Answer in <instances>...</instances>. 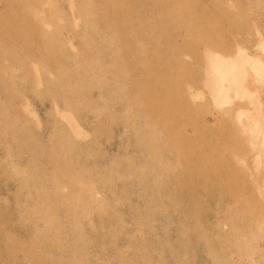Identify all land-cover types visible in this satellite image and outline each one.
<instances>
[{
  "label": "rangeland",
  "instance_id": "374dc122",
  "mask_svg": "<svg viewBox=\"0 0 264 264\" xmlns=\"http://www.w3.org/2000/svg\"><path fill=\"white\" fill-rule=\"evenodd\" d=\"M0 264H264V0H0Z\"/></svg>",
  "mask_w": 264,
  "mask_h": 264
}]
</instances>
